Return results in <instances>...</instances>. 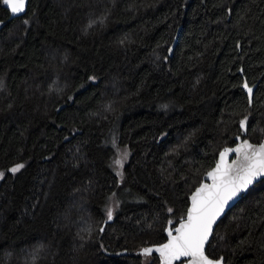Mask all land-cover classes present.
<instances>
[{"label": "trees", "instance_id": "16d2710c", "mask_svg": "<svg viewBox=\"0 0 264 264\" xmlns=\"http://www.w3.org/2000/svg\"><path fill=\"white\" fill-rule=\"evenodd\" d=\"M9 19L0 0V264H146L219 153L264 140V0H30ZM207 255L264 264V179Z\"/></svg>", "mask_w": 264, "mask_h": 264}, {"label": "snow or ice", "instance_id": "6c2138e0", "mask_svg": "<svg viewBox=\"0 0 264 264\" xmlns=\"http://www.w3.org/2000/svg\"><path fill=\"white\" fill-rule=\"evenodd\" d=\"M3 2L10 4L14 13L23 7V0H3ZM248 92L251 93L252 89L248 88ZM243 123L241 121L242 125ZM233 151L238 154V158L229 165L225 157ZM20 167L23 165H18L11 171L16 172ZM258 176H264V144L255 147L245 141L243 146L225 149L220 153V161L208 173L212 183L202 184L194 191L191 196V207L185 219L174 229L176 235L173 236L172 231H169V242L156 249L164 257L165 264H171L173 260L182 256L192 257L190 264H212V261L204 255L203 247L213 222L227 202ZM108 215L111 218L110 211ZM151 251L152 249L149 248L144 249L146 254Z\"/></svg>", "mask_w": 264, "mask_h": 264}, {"label": "water", "instance_id": "95a60500", "mask_svg": "<svg viewBox=\"0 0 264 264\" xmlns=\"http://www.w3.org/2000/svg\"><path fill=\"white\" fill-rule=\"evenodd\" d=\"M29 3H30V0H23V7H22V9L14 13L11 10V5L10 4H5L3 2L4 8L10 13V19L9 20H14V19H17V18H20V17H23L24 15H26L27 12H28ZM1 28H2V25L0 24V30H1ZM240 73L242 74L243 71L241 70ZM242 88L245 91L246 95L248 96L249 101H250V104H252L253 103V99H254V94H255V91H256V88H257V85L251 86V85H249V83L246 80H244V83L242 85ZM248 88H251L252 89V92L251 93L248 92ZM244 135H246V131L244 132ZM235 141H236V145H234L233 147H226L220 153L224 152L225 149H235L237 147L243 146L245 144V141L247 142V144H251V145H253L255 147H259L260 145L264 144V140L261 143L255 144V143L251 142L248 138H243L242 136H238ZM220 153L218 155V158H217V161H216L215 165L220 161ZM237 158H238V154L233 151V152H229L228 153V155L225 157V160H226L227 164L232 165L233 161L234 160H237ZM215 165H214V167H215ZM214 167L211 170H209L204 175V177L202 179V182H201V184L198 187H200L202 184H209L210 185L212 183L211 179H209V177H208V173L210 171H212L214 169ZM263 179H264V176H258L256 178H254L253 181H252V183L248 184L246 188H243L239 192H237L236 195H234L227 202V204L225 205L223 211L216 217L215 221L213 222V224L211 226V231L209 232L208 237H207V239H206V241L204 243V247H203L204 255L207 256L212 261V264H226L224 257H221L219 259H213V258H211V257H209L207 255L208 245H209V243H210V241H211V239H212V237L214 235V232H215L218 224L226 216V214L237 205V203L240 201L241 197L243 195H245L253 186H255L257 183H259ZM194 191H193V193H194ZM192 194L189 197V207H188V209L191 207V203H192L191 196H192ZM185 217L175 227H172V223L169 222V224H168V226L166 228V231H165L167 240L163 244L142 248V249L138 250L136 252V254H138V255H145V256L157 255L159 257V259H160L161 264H165L164 257L159 252H157L156 249L157 248H160L162 245H165V244H167L169 242V240H170V237L168 235L169 231H172V235L173 236L176 235L174 229L176 227H179L180 226V223L183 222V220L185 219ZM146 248L152 249L151 253L146 254L144 252V249H146ZM192 259H193L192 257H183L182 256V257H180L177 260H173L171 262V264H190V261Z\"/></svg>", "mask_w": 264, "mask_h": 264}, {"label": "rangeland", "instance_id": "374dc122", "mask_svg": "<svg viewBox=\"0 0 264 264\" xmlns=\"http://www.w3.org/2000/svg\"><path fill=\"white\" fill-rule=\"evenodd\" d=\"M128 160V150L123 147H118L117 148V154H116V159L114 163V169L117 173L122 174V167L124 166L125 162ZM116 161H120V163H116ZM16 168V167H15ZM23 167H20L16 172L20 171ZM2 175H0V178ZM145 263L148 264L152 261V256H145L141 255Z\"/></svg>", "mask_w": 264, "mask_h": 264}]
</instances>
